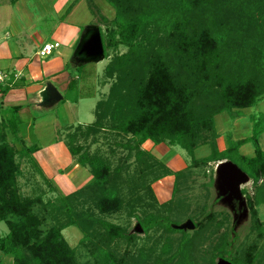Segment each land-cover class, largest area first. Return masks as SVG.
<instances>
[{
  "label": "trees",
  "instance_id": "16d2710c",
  "mask_svg": "<svg viewBox=\"0 0 264 264\" xmlns=\"http://www.w3.org/2000/svg\"><path fill=\"white\" fill-rule=\"evenodd\" d=\"M17 1L10 0L12 4ZM104 1L114 10L109 22L102 17L104 33L98 27L104 58L109 59L104 76L112 82L107 95L96 103L94 121L77 125L75 131L65 136L66 140L73 138L66 143L68 151L76 157L77 165L88 167L92 180L55 202L44 204L39 196H23L17 184L20 164L8 142V134L16 135L21 109L13 107L8 123L0 122V223L8 230L0 236V255L11 258V264H143L141 255L128 258L110 249L115 241L130 244L136 238L125 227L90 217L84 221L73 213L71 202L80 197L92 202L97 213L105 216L118 212L124 204L118 180L122 168L128 165L111 169L108 159L89 154L84 145L77 143L79 138L86 140L101 132L124 136L125 141L116 145L127 153L118 161L129 160L135 152L142 174L160 165L141 148L147 141L179 146L191 157L190 165L194 168L229 159L253 185L252 195L244 188L241 192L250 212L252 230L262 238L264 221L259 219L257 207L264 205V150L258 136L264 133V114L253 115L250 137L229 141L223 150L216 145L213 117L253 107L264 95V0H245L244 8L229 7L225 0ZM120 48L125 51L119 53ZM74 61L73 54L71 62ZM65 69L66 66L60 76L66 81L67 92L75 87L76 78H66ZM13 78L6 74L0 83V98L21 86L12 84ZM62 99L63 96L58 101ZM71 101L75 103L77 99ZM249 141L254 144V156L238 155L239 147ZM203 144L211 146V153L195 159L193 151ZM24 149L29 155L37 151L31 147ZM160 166L164 167L162 163ZM168 175L172 173L165 169L162 177ZM178 177L179 174L175 182ZM46 217L51 218L50 224L45 222ZM135 218L145 234L157 225L164 227L152 213L143 219ZM212 218L210 214L208 219ZM94 224L103 229L100 239L89 232ZM199 225L200 222L196 223L195 228ZM69 226L85 232L80 246L93 263L80 262L76 249L64 239L62 231ZM176 230L181 229H165L168 233ZM255 248V244L247 246L235 255L241 260L234 258L231 263L253 264Z\"/></svg>",
  "mask_w": 264,
  "mask_h": 264
},
{
  "label": "rangeland",
  "instance_id": "374dc122",
  "mask_svg": "<svg viewBox=\"0 0 264 264\" xmlns=\"http://www.w3.org/2000/svg\"><path fill=\"white\" fill-rule=\"evenodd\" d=\"M2 1L0 0V3ZM73 1L26 0L27 5L24 6L33 15L37 28H42L45 32L51 31L53 21L57 19L60 21L65 18V20L69 19L80 25L82 23L94 24L97 27L100 25L101 32L104 33L105 25L101 22L102 17L109 22L114 16L113 8L104 0H78L75 3ZM62 2L64 3L63 8ZM225 4L229 7L244 8L246 3L245 0H225ZM223 10H226L224 6ZM250 13H253L252 9ZM67 14H71L70 17L66 16ZM87 27V25H83L81 34L86 32ZM50 40L48 34L46 41L55 43ZM124 51V48L119 49V53ZM74 60L75 63L68 59L63 69L66 66V73L64 74L66 78L68 75L76 78L75 87L71 91L64 92L60 91L58 85L52 82L56 89L54 87L48 88L51 92V102L60 97L58 90L63 99L69 98L70 100L64 101L62 99L53 106L48 104L39 110L37 109V111L32 110L34 111L32 115L27 112L22 114L21 124L17 121L16 135L8 134V142L15 149L16 160L20 164L21 173L17 178L20 193L30 198L39 196L44 204L55 202L58 197L72 194L92 180L88 167L75 169L76 157L70 155L66 146L67 141H73V138L66 140L65 136L75 131L77 125H89L94 121L96 103L107 95L112 82L104 76V68L109 59L104 58L98 63H87L84 62V56L74 55ZM78 62L82 64L78 65ZM47 82L45 80L43 83L46 84ZM65 83L66 81L63 82L64 86ZM73 98L77 99L75 103L71 101ZM11 113L9 109L1 112L0 119H5L7 124L12 118L13 113ZM257 114H264V95L253 107L215 115L213 121L217 134L216 145L218 150L225 149L229 141L233 142L250 137L252 135V117ZM95 140L96 142L93 143ZM78 141L77 143L87 148L89 154L108 159L111 169L119 165H128V167L122 168L118 180L120 195L124 200V204L118 212L109 216L100 215L94 209L92 202L83 197L71 202L73 213L78 219L86 221L90 217L96 221H108L125 227L128 232L135 235L136 238L132 243L115 241L110 249H114L120 255L126 254L128 258L131 256L138 258L141 255V258L144 259L143 264H219L221 260L232 264L234 258L241 260V257L235 256L236 254L239 255L247 246L255 244L253 264H264V236L260 238L257 236V231L252 230V219L248 208L245 214L240 216L243 208L239 207V203L228 200L229 197L221 190H216V166L220 162L230 161L229 159L211 162L207 167L194 168L190 165L191 157L183 149L179 146L166 144L168 150L175 152L180 156V159L173 160L168 164L161 157H158L155 160L160 165L162 163L164 167L158 164L159 167L142 174L141 165L135 160V152H132L129 160L120 159L118 161L119 157H124L127 153L125 149L116 145L125 141L123 135L101 132L96 137H88L86 140L79 138ZM258 142L264 150V133L258 136ZM150 144L148 142L143 148L149 150ZM25 147L39 149L46 158V149L52 147V153L56 157L57 164L64 165L62 172L65 174L63 175L59 170H51L50 165L54 167L55 165L50 157H48L49 160L47 159V167L45 166L43 169L44 166L42 167L41 162L36 157L37 155L35 153L29 155L24 149ZM210 153L211 146L203 144L193 151V157L202 159ZM238 155L249 158L254 156V144L249 141L241 145L238 149ZM165 169L172 175H169V179L166 178L164 183L156 184L157 180L163 179ZM52 173L54 174L52 175ZM177 174L179 177L175 182ZM162 186L163 188H160ZM241 188L246 189L248 194L252 195L253 185L251 181L242 185ZM159 189L161 190L159 191ZM155 192L158 193L159 202L164 200L163 203H158ZM150 213L155 214L157 222L160 223L159 221H161L164 227L161 228L160 225H157L145 234L139 230L135 216L143 219L145 215ZM210 214L213 217L212 220L208 219ZM257 214L259 219L264 221L263 204L257 207ZM63 219L59 220L63 222ZM45 222L50 224L51 218L46 217ZM198 222L200 225L196 229L195 224ZM186 223L193 224V228H187L183 231L176 230L171 233L165 231V229L168 230ZM7 231L5 224L0 223V236L5 235ZM89 232L95 236V239H100L103 229L94 224ZM84 234L85 232L76 226L66 227L62 231L68 245L76 249L78 260L82 263H93L94 260L91 256L80 246V240ZM2 258L0 255L1 264L12 263V259L8 256Z\"/></svg>",
  "mask_w": 264,
  "mask_h": 264
},
{
  "label": "crops",
  "instance_id": "0c3cea01",
  "mask_svg": "<svg viewBox=\"0 0 264 264\" xmlns=\"http://www.w3.org/2000/svg\"><path fill=\"white\" fill-rule=\"evenodd\" d=\"M24 1L26 2V0H18L15 4H11L9 0H3L0 3V71L14 77L12 84H21L19 88L10 89L4 97L0 98V113L8 109L11 112L13 107L21 106L18 111L19 120L17 121L19 124L22 122V114L27 112L32 115V112L39 110L45 105L50 104V106H53L59 102L58 100L51 102V92L48 88L54 87L53 82L58 85L60 91L65 90L66 85L64 86L63 84L64 81L60 76V71L66 61L73 58L74 49H76L84 33L81 34V28L83 25L89 26L88 23L80 25L77 22L63 18L60 21L58 19L53 21L51 31L45 32L42 28H37L33 15L24 6L27 5V2L25 4ZM63 7L64 3L62 2ZM70 15L67 14L66 16L70 17ZM48 34L51 38L50 41L53 40L59 46L53 52L54 54L52 53L48 56L49 58L41 59L37 53L43 44L48 43L46 41ZM45 80L50 83L44 84ZM59 90L57 92L61 98L62 95ZM35 116L38 115L35 114ZM3 121L5 122V119L1 120V122ZM148 142L151 143L147 141L141 146L143 150H145L143 147ZM162 144L154 145L151 143L149 150L145 151L154 159L161 157L168 164L173 160L180 159V156L175 152L168 150L166 143ZM160 146H162V149H160ZM52 147L47 148L45 151L47 158L44 154H41L39 149L35 152L36 157L41 162L42 167L44 166L43 169L45 166L47 167V159L49 160L48 157H50L55 165V167L50 165L51 170H59L64 175L65 173L62 172L64 165L57 164L56 157L52 153ZM75 167V169H80V167L84 169V167L79 165ZM168 176L157 180L156 184L164 183L166 178L169 179ZM160 188H163V186ZM158 193L155 192L156 199L159 198ZM157 201L158 203L164 202V200L159 202V199Z\"/></svg>",
  "mask_w": 264,
  "mask_h": 264
},
{
  "label": "water",
  "instance_id": "95a60500",
  "mask_svg": "<svg viewBox=\"0 0 264 264\" xmlns=\"http://www.w3.org/2000/svg\"><path fill=\"white\" fill-rule=\"evenodd\" d=\"M77 47L74 51V55L84 56V62L98 63L104 59L100 31L96 25H89L86 28V32L84 31L82 34ZM59 99L60 97H58V100ZM215 177L216 190H221L222 193L229 197L228 200L237 201L239 203V207L243 208V212L240 216L245 214L247 207L244 195L241 192V187L250 181L249 177L230 161L218 163L215 169ZM225 199L227 200V197ZM193 226L194 225L191 223H186L182 226H177V228L185 230L187 228L191 229ZM219 264L230 263L225 260H221Z\"/></svg>",
  "mask_w": 264,
  "mask_h": 264
},
{
  "label": "built area",
  "instance_id": "2783aa9c",
  "mask_svg": "<svg viewBox=\"0 0 264 264\" xmlns=\"http://www.w3.org/2000/svg\"><path fill=\"white\" fill-rule=\"evenodd\" d=\"M58 43H45L39 49L37 55L41 58H47L52 54V52L58 47ZM6 74L0 71V83L4 82Z\"/></svg>",
  "mask_w": 264,
  "mask_h": 264
}]
</instances>
